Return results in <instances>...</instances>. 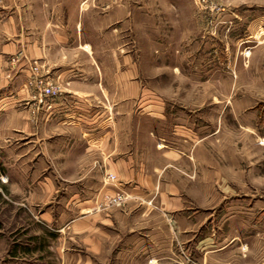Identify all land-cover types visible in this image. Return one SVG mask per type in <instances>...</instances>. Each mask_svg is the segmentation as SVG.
<instances>
[{
    "label": "crops",
    "instance_id": "0c3cea01",
    "mask_svg": "<svg viewBox=\"0 0 264 264\" xmlns=\"http://www.w3.org/2000/svg\"><path fill=\"white\" fill-rule=\"evenodd\" d=\"M128 1L0 0V149L31 166L15 192L57 264L177 263L172 236L190 235L191 201L212 196L203 112L166 107L136 76ZM38 79L57 93L42 96ZM117 192L126 202L100 211ZM220 194L233 211L225 264H264V206L251 220L250 189ZM34 255L16 246L1 264H47Z\"/></svg>",
    "mask_w": 264,
    "mask_h": 264
},
{
    "label": "rangeland",
    "instance_id": "374dc122",
    "mask_svg": "<svg viewBox=\"0 0 264 264\" xmlns=\"http://www.w3.org/2000/svg\"><path fill=\"white\" fill-rule=\"evenodd\" d=\"M128 3L133 21L126 33L133 22L136 76L151 82L143 86L162 94L166 107L203 112V180L212 196L191 201L201 207L193 215L190 235L172 236V249L182 257L171 264H225V248L217 249L228 240L233 211L227 207L231 198L220 193L250 189L251 220L264 206V0ZM6 154L0 149V264L16 246L31 248L33 259L42 263L57 264L49 245L42 244L43 233L26 197L15 192L31 166L8 163ZM43 167V173L49 172ZM196 238H203L201 254Z\"/></svg>",
    "mask_w": 264,
    "mask_h": 264
},
{
    "label": "built area",
    "instance_id": "2783aa9c",
    "mask_svg": "<svg viewBox=\"0 0 264 264\" xmlns=\"http://www.w3.org/2000/svg\"><path fill=\"white\" fill-rule=\"evenodd\" d=\"M31 83L32 80L29 81V84ZM36 83L39 86V91L42 96L54 95L58 91L50 82H43L42 80L38 79L36 80ZM109 177L113 179L112 175H110ZM126 198V195L122 192H117L116 194L105 196L104 201L98 204L99 209H107L111 206H121Z\"/></svg>",
    "mask_w": 264,
    "mask_h": 264
}]
</instances>
